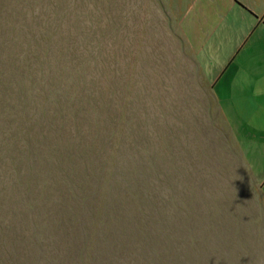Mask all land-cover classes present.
<instances>
[{
	"label": "rangeland",
	"instance_id": "374dc122",
	"mask_svg": "<svg viewBox=\"0 0 264 264\" xmlns=\"http://www.w3.org/2000/svg\"><path fill=\"white\" fill-rule=\"evenodd\" d=\"M171 4L0 0V264H264V173Z\"/></svg>",
	"mask_w": 264,
	"mask_h": 264
},
{
	"label": "crops",
	"instance_id": "0c3cea01",
	"mask_svg": "<svg viewBox=\"0 0 264 264\" xmlns=\"http://www.w3.org/2000/svg\"><path fill=\"white\" fill-rule=\"evenodd\" d=\"M254 177L264 156V0H168ZM261 174V175H260Z\"/></svg>",
	"mask_w": 264,
	"mask_h": 264
}]
</instances>
